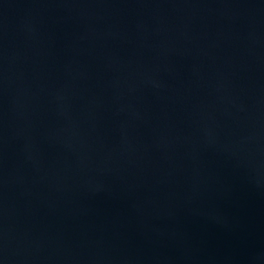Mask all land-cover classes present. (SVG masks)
Returning <instances> with one entry per match:
<instances>
[{
    "label": "water",
    "instance_id": "water-1",
    "mask_svg": "<svg viewBox=\"0 0 264 264\" xmlns=\"http://www.w3.org/2000/svg\"><path fill=\"white\" fill-rule=\"evenodd\" d=\"M0 264H264V0H0Z\"/></svg>",
    "mask_w": 264,
    "mask_h": 264
}]
</instances>
